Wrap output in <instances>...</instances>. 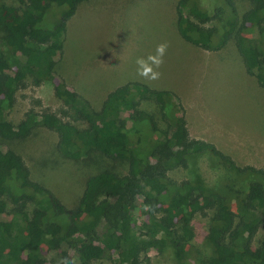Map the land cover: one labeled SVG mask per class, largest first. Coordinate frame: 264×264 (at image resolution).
<instances>
[{
	"label": "trees",
	"instance_id": "16d2710c",
	"mask_svg": "<svg viewBox=\"0 0 264 264\" xmlns=\"http://www.w3.org/2000/svg\"><path fill=\"white\" fill-rule=\"evenodd\" d=\"M17 1L7 5L0 0V137L13 141L46 127L56 131V149L65 158L79 161L98 151L127 162L128 171L90 175L71 207L31 177L22 159L12 161L0 149V264H93L110 251L116 264H150L144 252L170 245L191 258L197 215L210 216L206 239L214 249L210 260L197 264H264V243L254 245L264 225L261 182L250 181L241 191L169 175L175 168H189L191 159L206 152L237 174L264 169L239 164L214 144L192 137L174 91L131 80L109 91L97 108L61 79L55 84L61 115L30 109L16 125L8 118L19 91L56 77L68 21L84 0ZM248 1L251 7L239 14L235 0H224L235 18L227 20L222 32L210 25L217 14L197 0H179L176 25L187 42L205 50H220L234 38L247 73L264 87V51L247 36L264 29V0ZM54 2L65 11L51 26L46 18ZM144 101L160 106L165 127L142 107ZM39 195L51 208H29Z\"/></svg>",
	"mask_w": 264,
	"mask_h": 264
},
{
	"label": "rangeland",
	"instance_id": "374dc122",
	"mask_svg": "<svg viewBox=\"0 0 264 264\" xmlns=\"http://www.w3.org/2000/svg\"><path fill=\"white\" fill-rule=\"evenodd\" d=\"M4 1L7 5L18 2ZM178 1H82L68 21L56 77L41 85L32 83L19 91L14 106L8 110V118L16 125L30 109H47L61 115L63 102L55 94V84L61 79L94 101L97 108L109 91L131 80H141L152 87L172 90L179 96L192 137L214 144L239 164L264 169V87L247 73L234 38L220 50H205L187 42L176 25ZM197 1L211 15L217 14L210 25L220 31L224 30L228 19L235 18L224 0ZM235 3L239 14L251 7L248 0H235ZM64 8L54 2L46 18L49 25L60 20ZM9 17L6 15L4 19L10 21ZM247 36L264 51V29L251 31ZM163 42L169 47L159 69L160 79L149 81L138 76L136 59L154 54L156 46ZM142 107L153 115L159 126H166L158 104L144 101ZM56 142V131L39 127L13 141L0 137V149L7 152L12 161L22 159L31 177L54 189L71 207L75 206L90 175L106 170L128 171L127 162L108 158L98 151L72 161L57 151ZM169 175L177 181L191 179L211 187L229 184L241 191L248 189L250 181L264 186V173L237 174L213 160L208 152L196 160L191 159L189 168H175ZM36 206L51 208L48 199L41 195L29 204L30 209ZM209 223L210 216L197 215L192 221L196 235L191 242V258L184 257L172 245L162 251L149 248L143 255L150 259V264L208 261L214 256V249L206 239ZM263 243L264 225L254 245ZM46 255L50 256L47 252ZM115 257L110 251L93 264H116Z\"/></svg>",
	"mask_w": 264,
	"mask_h": 264
},
{
	"label": "clouds",
	"instance_id": "9594fccd",
	"mask_svg": "<svg viewBox=\"0 0 264 264\" xmlns=\"http://www.w3.org/2000/svg\"><path fill=\"white\" fill-rule=\"evenodd\" d=\"M169 44L167 42L160 43L156 46L154 54L136 59L137 75L149 81L160 79L162 73L159 69L164 64V56L166 55Z\"/></svg>",
	"mask_w": 264,
	"mask_h": 264
}]
</instances>
